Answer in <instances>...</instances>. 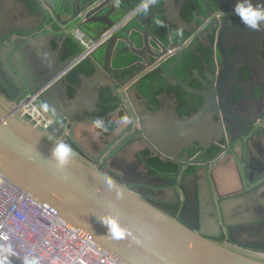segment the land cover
I'll return each instance as SVG.
<instances>
[{
    "label": "water",
    "instance_id": "water-1",
    "mask_svg": "<svg viewBox=\"0 0 264 264\" xmlns=\"http://www.w3.org/2000/svg\"><path fill=\"white\" fill-rule=\"evenodd\" d=\"M32 1L36 8L10 12L0 8V176L124 264H264V248L250 250L233 238L241 235L229 237L231 229L264 235V96L254 101L249 85H240L242 96L235 98L219 80L209 91L183 86L191 96L202 98L203 106L192 112L195 102H187L185 110L191 113L180 120L170 106L150 101L145 93L149 81L143 79L157 70L178 83L174 69L183 66V54L191 50L187 46L196 32L188 27L194 21L179 16L181 25L169 23L163 7L152 13L161 0L129 20L132 12L124 5L130 0ZM21 11L34 18L31 28L17 24ZM197 18L201 21V10ZM88 43L94 47L81 58ZM237 47L243 45L220 37L219 60L233 64L228 50ZM37 48L47 51L48 57L36 54ZM84 62L92 72L79 73L70 83L67 76ZM44 86L37 100L53 120L48 131L17 109L22 96ZM68 87L74 91L71 96ZM58 89L67 105L59 101ZM103 89L115 101L116 118L122 115L134 122L148 151L169 164L150 177L151 188L160 193L156 201L176 208V215L95 165L89 147L92 133L82 131L98 117L83 107L89 102L96 108ZM166 98L176 97L167 93ZM136 100H144L143 117L134 108ZM224 126L228 137L219 136ZM64 134L75 157L59 170L51 149L56 142H65ZM210 147L217 148L219 156L211 157ZM105 177L120 186L121 198L106 186ZM213 203L210 215L208 205ZM184 213L193 214L191 220H199V225L182 217ZM109 214L132 235L113 239L99 220ZM221 230L229 242L214 239Z\"/></svg>",
    "mask_w": 264,
    "mask_h": 264
},
{
    "label": "flooded vegetation",
    "instance_id": "flooded-vegetation-1",
    "mask_svg": "<svg viewBox=\"0 0 264 264\" xmlns=\"http://www.w3.org/2000/svg\"><path fill=\"white\" fill-rule=\"evenodd\" d=\"M155 1L130 0L127 2L124 8L132 12L128 20L135 18L141 8L142 10L145 9V5H147L145 12L147 13L148 9L151 8L150 5ZM232 2L233 0H161L159 4L153 7L152 13L160 7L165 8L167 22L169 23L181 25L182 22L179 20V16L186 22L191 23L194 21L196 23L188 27L196 32V35H193L187 46L191 50L183 54V66L180 67L178 65L174 69L173 74L176 76L178 83L169 79L166 73H159L157 70L143 79V81H149L145 93L153 104L162 103L164 107L170 106L171 109H174V116L181 120L191 113H186V103L200 100L199 97L188 94L184 87L209 91L217 84L218 80L221 88L229 89L235 98H241L242 96L243 91L240 85H249L254 101L259 100L262 95L264 96V25L261 26L260 31H254L245 27L233 14L231 8L233 7L231 5ZM0 8H6L10 12L13 8H36V6L32 0H0ZM200 10L201 21L197 18ZM120 11V14L124 13L123 10ZM21 13L27 14L26 11H21ZM113 18L116 20L115 17ZM169 28L173 29V26L169 25ZM220 37L234 38L243 45V47L228 50L230 62L234 60L233 64L221 62L218 58L216 47ZM230 44H233V40ZM235 50L236 53L234 55ZM81 58L84 57L81 56ZM69 68L66 67L65 70ZM214 71L215 77L212 76V72ZM67 79L70 83L75 82V80H71L69 75ZM103 92L107 91L101 90V93ZM55 93L59 101L67 105L69 101L61 90L58 89ZM72 93H74L73 89L68 87L67 94L71 96ZM167 93L175 96V100L168 101L166 98ZM27 96L29 95L22 96L20 101ZM202 100L201 98V107L203 106ZM252 104H255V102ZM133 105L135 110L140 114L144 112V100H136ZM115 109V101L113 99H110L109 102L104 101L102 94L99 97L96 108L89 102L88 105L84 104L83 107V111L92 112L93 116L104 120L106 123L119 120L113 113ZM153 112L156 111H152L151 114ZM257 113L262 114L263 111L259 110ZM119 117L123 116L119 115ZM141 117H143L142 114ZM213 118H215L214 115ZM257 122L260 123L259 120ZM134 124V122H130L129 120L122 127L114 123L108 133H100V139H97L93 134L90 135L88 125L86 124L83 125L85 130L82 133L90 135V151L93 153L92 157L96 159L94 161L95 165L102 172L135 190L163 211L176 215V208L156 201L160 193L151 188L154 179L150 177L154 176L158 170H166L170 166L168 164V167L162 168L157 164L158 162L161 164L165 163L155 157V152L148 151V144L146 142L140 141V135L134 131L136 127ZM55 131L57 132L58 130ZM219 136L228 137L226 126L220 131ZM62 137L67 144L73 147L65 134ZM115 138L117 139L113 142ZM131 138L133 139L130 140ZM209 150L213 152L211 157L219 156L220 151L217 148L210 147ZM214 205V203L213 205H208L210 215L212 214L211 211ZM182 217L191 220L194 216L190 213H184ZM191 221L194 223L193 220ZM197 225H199V220ZM237 232V230L231 229V236L229 237L241 235L236 238L233 237L239 242L240 246L254 251H260L257 249L264 248V235L259 233L258 230H253L248 235H244L243 232L241 234ZM214 239L220 242H229L228 236L222 230L221 235Z\"/></svg>",
    "mask_w": 264,
    "mask_h": 264
},
{
    "label": "built area",
    "instance_id": "built-area-1",
    "mask_svg": "<svg viewBox=\"0 0 264 264\" xmlns=\"http://www.w3.org/2000/svg\"><path fill=\"white\" fill-rule=\"evenodd\" d=\"M83 45L84 42L80 41ZM82 55L94 47H89ZM46 86L27 96L17 109L43 130L53 125L37 98ZM0 233H7L21 257L30 254L37 264L59 258L67 264H124L84 233L36 203L0 176ZM2 243V241H0ZM19 264V261H16Z\"/></svg>",
    "mask_w": 264,
    "mask_h": 264
},
{
    "label": "clouds",
    "instance_id": "clouds-1",
    "mask_svg": "<svg viewBox=\"0 0 264 264\" xmlns=\"http://www.w3.org/2000/svg\"><path fill=\"white\" fill-rule=\"evenodd\" d=\"M146 8L147 5H145ZM232 12L249 29L260 31L261 26L264 25V0H233ZM44 107L45 110H49L50 106L45 105ZM51 110L55 112V109ZM114 123L121 127L125 126L128 123V117H121L116 122L107 123L98 118L92 121L87 127L97 139H100V133H108ZM74 157L75 153L69 144L63 141H58L53 144L51 158L59 170H64ZM104 179L106 186L110 190L115 191L117 198H121L123 196V190L116 181L108 177ZM99 220L107 226V233L113 239H126L132 235L130 230L121 225L114 215L101 216ZM0 241H2L0 243V264H16L17 260L19 264H37V260L30 254L23 257L19 255L15 246L10 242L11 237L7 233H0ZM136 242L139 243V240ZM51 264H67V262L56 258L51 261ZM80 264H84V262L80 261Z\"/></svg>",
    "mask_w": 264,
    "mask_h": 264
},
{
    "label": "trees",
    "instance_id": "trees-1",
    "mask_svg": "<svg viewBox=\"0 0 264 264\" xmlns=\"http://www.w3.org/2000/svg\"><path fill=\"white\" fill-rule=\"evenodd\" d=\"M73 52L72 51H70L69 50V55H71ZM92 72V69H91V67H89V65H87V63H82V64H80L79 66H77L70 74H69V76L71 77V80L72 81H74L75 79H76V76L79 74V73H85V74H89V73H91ZM102 91H107L108 92V90H102ZM107 92H103V93H101L100 92V95L102 94V97L104 98V101H106V102H109L110 101V99H112L111 98V96H110V94H109V92L107 93ZM195 102V101H194ZM201 106V101H199V100H197L196 102H195V104L191 107V110H192V112L193 111H196L199 107ZM105 110H107V108H105ZM186 111V113L188 114L190 111H188V110H185ZM160 167H162V168H166V167H168V164H161L160 162H158L157 163ZM167 170V169H166Z\"/></svg>",
    "mask_w": 264,
    "mask_h": 264
},
{
    "label": "crops",
    "instance_id": "crops-1",
    "mask_svg": "<svg viewBox=\"0 0 264 264\" xmlns=\"http://www.w3.org/2000/svg\"><path fill=\"white\" fill-rule=\"evenodd\" d=\"M18 14L20 15V20L17 19V24L20 27H22V28H31V26L35 23L34 18L31 15H28V13L27 14H23L21 12H18ZM35 51H36V54H38L40 57L46 58L49 55L48 53H46L47 51L43 50L42 48H37ZM86 98H87V96L85 97V99Z\"/></svg>",
    "mask_w": 264,
    "mask_h": 264
}]
</instances>
